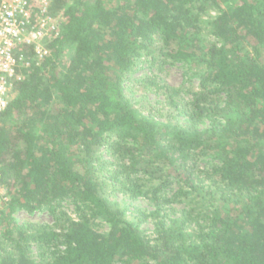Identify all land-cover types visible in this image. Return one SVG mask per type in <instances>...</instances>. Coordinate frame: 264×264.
Masks as SVG:
<instances>
[{"label":"trees","instance_id":"1","mask_svg":"<svg viewBox=\"0 0 264 264\" xmlns=\"http://www.w3.org/2000/svg\"><path fill=\"white\" fill-rule=\"evenodd\" d=\"M51 12L62 22L49 54L22 71L0 112V264H264V0H53ZM145 56L198 71L187 125L145 116L123 94ZM102 148L119 162L121 191L147 196L146 175L160 217L174 201L160 192L176 181L205 226L186 233L187 213L147 238L105 197ZM67 198L78 220L56 213ZM41 208L51 224L14 218Z\"/></svg>","mask_w":264,"mask_h":264},{"label":"rangeland","instance_id":"2","mask_svg":"<svg viewBox=\"0 0 264 264\" xmlns=\"http://www.w3.org/2000/svg\"><path fill=\"white\" fill-rule=\"evenodd\" d=\"M149 57H143L131 72L125 75L121 87L123 94L130 100L133 106L139 109L145 116L171 120L173 124L185 126L188 124L187 117L184 115L185 104L191 101V94L200 89L198 71L191 65L182 63H160L157 59L150 61ZM157 86H165L170 90L166 93L157 89ZM174 91L177 92L174 93ZM177 105V109L173 105ZM207 124V122H206ZM100 159L94 164L96 168V177L104 186V195L112 203L116 204L124 212L127 220L139 225L144 235L153 240L155 238V229L160 221L170 225L174 221L187 220L188 214H191V221L185 224V232L189 235H196L202 226H205L202 217V211L195 201H190L184 197L185 189L180 183L172 181L171 184L162 189L160 195L165 199H173V203L165 206L160 213V217L154 214V207L151 204L150 192L151 186L157 184L149 180L146 175L139 174L138 185L148 195L145 197L132 198L130 195L121 191V185L113 179V173L118 171L117 160H115L105 148L99 151ZM208 159H202L198 163L201 170L206 169ZM7 201L5 191L0 187V209L3 203ZM79 205L72 198L63 200L57 205V212H64L73 220H78ZM200 212V213H199ZM200 214L199 217H197ZM14 218L19 224H51L53 214L47 208L36 210L32 214L17 212ZM93 229L98 232H105L107 226L95 220ZM40 245L32 242L30 255L36 262H40L43 257Z\"/></svg>","mask_w":264,"mask_h":264},{"label":"built area","instance_id":"3","mask_svg":"<svg viewBox=\"0 0 264 264\" xmlns=\"http://www.w3.org/2000/svg\"><path fill=\"white\" fill-rule=\"evenodd\" d=\"M53 0H0V112L5 110L14 83L23 70L49 54L62 20L52 15ZM32 48L30 59L25 50Z\"/></svg>","mask_w":264,"mask_h":264}]
</instances>
